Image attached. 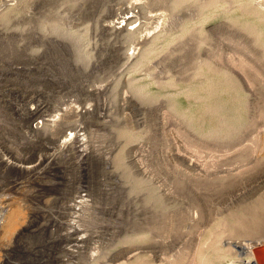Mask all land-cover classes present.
Returning a JSON list of instances; mask_svg holds the SVG:
<instances>
[{"label": "rangeland", "instance_id": "rangeland-1", "mask_svg": "<svg viewBox=\"0 0 264 264\" xmlns=\"http://www.w3.org/2000/svg\"><path fill=\"white\" fill-rule=\"evenodd\" d=\"M82 2L45 5L62 19L41 0H0V158L36 165L0 163V213L19 204L21 227L34 214L23 242L45 256L15 251L14 261L230 264L241 254L228 241L261 240L253 252L264 264V0H89L71 16ZM139 4L136 35H163L146 57L137 39L114 38L116 14L107 17ZM44 32L69 36L70 52ZM36 121L44 129L32 131ZM60 125L81 126L96 156L79 164L73 138L60 150L70 130H49ZM78 189L89 199L77 218L83 248L68 229Z\"/></svg>", "mask_w": 264, "mask_h": 264}, {"label": "bare ground", "instance_id": "bare-ground-1", "mask_svg": "<svg viewBox=\"0 0 264 264\" xmlns=\"http://www.w3.org/2000/svg\"><path fill=\"white\" fill-rule=\"evenodd\" d=\"M4 1H8V0H3ZM50 1H53V0H41V6L43 8V13L44 15L46 14H49V16H54L56 15L55 18H59L61 17L62 19H64V16H61L59 11H52L51 9H49L48 7H46L45 5L47 3H49ZM159 0H149V3H153V2H157ZM187 1V0H186ZM248 1V0H247ZM251 1L252 3H255L256 7L260 8L261 6L259 5V3L257 2L258 0H249ZM120 2V1H119ZM243 2V1H242ZM6 3V2H5ZM89 3V0H84V2H82L80 4V6H78V9L77 11L78 12H74V13H71V16H77V13L79 14V12L82 14L85 12V5H87ZM109 4V3H108ZM107 4V5H108ZM116 4V3H115ZM145 4H139V5H136V6H132V7H126L124 12H118V13H114L112 11L109 12V14L107 15V17H112L113 15L116 14V17L114 18V20H112V23L109 27V30L112 34H115L114 38L116 39H122V38H131V39H137V41H139L137 44L141 43L143 44V49L142 51L140 52L143 57L146 55V53L151 50L152 46L156 43V41L158 40V38L160 36H163L161 35V32L157 31V32H153V33H146V34H143V35H136L138 34V29L137 28H134V24L132 25V22L134 21L133 18H138L139 17V10L141 7H143ZM247 5V4H246ZM122 6V5H121ZM39 8V7H38ZM138 9V11L136 10ZM82 11V12H81ZM61 12V11H60ZM145 12V11H144ZM261 12V11H260ZM104 13V12H103ZM106 13V12H105ZM104 13V14H105ZM108 13V12H107ZM134 13V14H133ZM154 15V14H153ZM264 15V14H263ZM149 17V16H148ZM151 17V16H150ZM144 18V17H143ZM202 18V17H201ZM146 19V18H145ZM34 20V19H33ZM143 20V19H142ZM105 21V20H104ZM54 26V25H53ZM52 26V27H53ZM54 28V27H53ZM57 28V26H56ZM157 28V27H156ZM60 29V28H59ZM53 30V29H52ZM55 30V29H54ZM30 32L32 34L36 33L34 31V29L30 30ZM58 32V31H57ZM46 35V33L44 32V34H42V38H43V41L46 43V44H51L53 45L54 47H56L57 49L59 50H63V51H66L67 53L70 52V48L72 47V42H67L66 40H63L64 38H67V37H64V36H56V37H46L44 36ZM57 35V33H56ZM62 35V34H61ZM64 35V34H63ZM66 35V34H65ZM69 35V34H68ZM71 36V35H70ZM58 37L62 38V39H57ZM71 38V37H70ZM159 41V40H158ZM166 42V41H165ZM74 47V46H73ZM113 47H115V45H113ZM155 47V46H153ZM134 49H137V47H133ZM117 50V49H116ZM62 51V52H63ZM126 51V50H125ZM150 53V51H149ZM135 50H132L131 52H129L128 54V58L130 59H133L135 56ZM76 55H78L76 53ZM125 55V54H124ZM81 56V55H80ZM139 57V56H138ZM137 57V58H138ZM141 57V56H140ZM142 57V59H143ZM146 57V56H145ZM80 59V58H79ZM136 60V59H135ZM134 60V62H135ZM140 60V59H139ZM147 60V59H145ZM138 61V60H137ZM141 61V60H140ZM30 63L32 61H29ZM143 61H141L140 63H142ZM137 63V62H136ZM18 68L20 70H24L26 68L24 67H16L15 69L18 70ZM33 69V68H32ZM31 69V70H32ZM28 67L27 69L25 70L26 72L28 71H31ZM48 71V74L47 75H50L53 77V80H58V81H65V78L61 75H56L55 73L52 72V74H50L49 70ZM51 71V70H50ZM226 72V71H225ZM18 74V73H17ZM5 76V75H4ZM229 76V75H228ZM230 77V76H229ZM15 86V85H14ZM4 87V86H3ZM4 89V88H3ZM15 90V89H14ZM19 92V91H18ZM29 93H31V91L29 90L28 91ZM16 93V92H15ZM40 92H38L39 94ZM14 94V93H13ZM32 96H29L28 93L25 95L23 94L21 97H20V100L22 101H26L27 99L31 98ZM2 98V97H0ZM19 98V97H18ZM28 101V100H27ZM48 103L47 102H40V105H39V108L38 109H44L45 107H47ZM50 105V104H49ZM53 107V106H52ZM91 110L90 108V105L89 106H83L79 109V112L82 113V114H85V113H88L89 111ZM37 111L36 110H32L30 113L32 114H35ZM13 112V111H12ZM58 112V111H57ZM60 117V116H59ZM66 117V116H65ZM3 118V116H2ZM1 118V119H2ZM52 118V116H51ZM51 118H49L51 120ZM54 118V117H53ZM58 118V117H56ZM55 118V119H56ZM67 118V117H66ZM48 119V118H47ZM59 119V118H58ZM64 119V118H63ZM69 119V118H68ZM49 120V121H50ZM57 120V119H56ZM28 121V120H27ZM45 122V121H44ZM67 123V121H65ZM71 122V120H70ZM4 123V122H3ZM47 123V122H46ZM55 123V122H54ZM60 124V123H59ZM43 125V124H42ZM46 125V124H44ZM50 126V124H48ZM46 125V128L47 126ZM56 125V124H55ZM65 125V123H64ZM71 125V124H70ZM81 125V124H80ZM0 126H4L2 125V123H0ZM41 125L39 124V121H36L35 124L32 125H29V128L32 130V131H39ZM68 126V125H67ZM91 126V125H90ZM40 127V128H39ZM43 128V127H42ZM44 129V128H43ZM69 129L70 131L67 132L65 134L66 138H62L59 141V143L57 144V146L59 147V149H63L65 146H67L68 144V141H70V139H74L75 140V149L79 155V164H82L84 163V161L86 159H88L90 156H96V152H95V149L94 147L91 145V146H87L86 145V137L84 135L83 132H81L82 130V127L79 126V125H74V126H70V127H65L63 125H60L59 127H50L49 130H56V133H53V134H56V135H59L60 133H65V131ZM85 129V128H84ZM47 130V129H45ZM48 130V131H49ZM73 130V131H71ZM45 132V131H44ZM50 132V131H49ZM42 133V131H41ZM33 134V133H32ZM49 134V133H48ZM45 135V134H43ZM15 136V135H14ZM45 137V136H43ZM31 139V136L30 138ZM15 140V138H14ZM20 141V140H19ZM24 141V140H23ZM72 141V140H71ZM86 141V142H85ZM15 142V141H14ZM50 142V141H49ZM52 143H55L56 142L53 140L51 141ZM47 144V143H46ZM1 146L4 145L3 142L0 143ZM15 146V145H14ZM71 146V145H70ZM32 147V145H31ZM45 147V146H44ZM7 148V149H6ZM6 152L8 153H12L11 149L6 147ZM14 148V147H13ZM40 148V147H39ZM16 150V149H15ZM59 150V151H60ZM58 151V150H57ZM73 151V150H72ZM18 152V150H17ZM55 152V151H54ZM17 154V153H16ZM15 154V155H16ZM40 154V153H39ZM43 154V153H41ZM3 155V154H2ZM21 155V154H20ZM60 155V154H59ZM17 156V155H16ZM24 157V156H23ZM74 157V156H73ZM19 158V157H18ZM58 155L56 153L54 154H50V157L49 159L50 160H54V161H57L58 160ZM76 158V156H75ZM77 158V159H78ZM16 159V158H15ZM21 160V159H20ZM26 160V159H25ZM29 160V159H28ZM22 161V160H21ZM27 162L29 161H26L25 164H18L12 160H10L8 157H2L0 158V163L5 167V168H13V169H17L19 171H31L32 169H34V167L36 165H28L26 164ZM62 162V161H61ZM23 163V162H22ZM188 165H192V162H190V160L188 161ZM44 167V166H43ZM67 167V166H66ZM37 173V172H36ZM20 175V174H19ZM22 177V176H21ZM3 181V180H2ZM36 183V182H35ZM76 188V187H75ZM20 189V188H19ZM43 189V188H42ZM82 191V190H81ZM79 189L78 191L73 195V198H72V203L69 204V206L71 208L74 209L73 212L70 213V223L68 222L69 224V228L68 229H71V233L75 235L73 241H75L73 247L75 248H83V246L81 245L82 243L85 242V240H87V236L85 233H79V231H82L84 230L82 228V223L79 224L78 221H77V218L80 217V209L82 207H84V205H86V202L89 200L87 197L86 194H82L80 193L81 192ZM37 194V193H36ZM27 196V195H26ZM4 199V198H3ZM6 200V198H5ZM37 200V199H36ZM16 201V200H15ZM5 203V202H4ZM62 204V203H60ZM64 204V203H63ZM8 205V204H7ZM89 205V204H88ZM4 207V205H3ZM9 207V206H8ZM69 208V207H68ZM72 210V209H71ZM24 212H23V208L19 205V204H14L13 206H11L10 208L8 209H5V208H2V211L0 213V251L1 249H3V251L5 253L4 256L2 257V254L0 253V264H18V262L14 261L13 259V254L15 251H19V252H23L25 254H28L29 256L32 257V259H34V262L35 260H37V262L39 261L40 263L43 261V258H45V256H43V251L41 249L43 248H40L39 246H36V245H29V246H26L23 242L25 234L28 233L27 231L30 229V227L32 228L33 226V222H34V214L30 213L28 214L29 215V219L27 220L25 226L23 224L24 227H21L20 224L22 222V219H23V216H24ZM83 215V214H82ZM82 217V216H81ZM81 219V218H79ZM35 223V222H34ZM19 226V227H18ZM21 227V228H20ZM32 231V229H31ZM34 231V230H33ZM39 233V232H38ZM31 237V236H29ZM228 244L232 245V247L234 248V250H238L239 251V255L240 257L236 260H231V263L230 264H259L257 262V259L255 258L254 256V252H253V248L254 246L256 245H263L262 241L260 240L259 242H256V241H251V242H248V243H243V242H231V241H228ZM81 246V247H80ZM263 248L261 249V251L264 253V246H262ZM46 249V248H45ZM69 250V249H68ZM237 251V252H238ZM21 255V253H19ZM18 254V255H19ZM92 253H90L88 256H91L92 257ZM23 256V255H22ZM17 258V257H16ZM45 260V259H44ZM64 260V259H63ZM66 263V262H65ZM68 264V263H67Z\"/></svg>", "mask_w": 264, "mask_h": 264}]
</instances>
